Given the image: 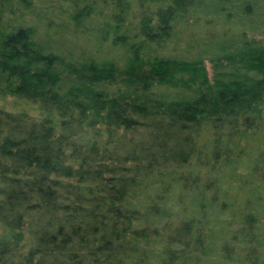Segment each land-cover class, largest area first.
Wrapping results in <instances>:
<instances>
[{
  "label": "trees",
  "instance_id": "trees-1",
  "mask_svg": "<svg viewBox=\"0 0 264 264\" xmlns=\"http://www.w3.org/2000/svg\"><path fill=\"white\" fill-rule=\"evenodd\" d=\"M0 264H264V0H0Z\"/></svg>",
  "mask_w": 264,
  "mask_h": 264
},
{
  "label": "rangeland",
  "instance_id": "rangeland-1",
  "mask_svg": "<svg viewBox=\"0 0 264 264\" xmlns=\"http://www.w3.org/2000/svg\"><path fill=\"white\" fill-rule=\"evenodd\" d=\"M56 41V42H55ZM54 42H55V44H57V45H64L65 47H67V48H71V49H79V48H81V46L82 45H86V47H87V42L86 41H84L83 39H81V38H77V37H65V38H63V39H60V40H55ZM56 45V46H57ZM205 70H206V72H207V75H208V77H210V75H211V66H210V64L209 63H207V62H205ZM8 100H10V98H8ZM247 152H251L252 151V146H249V147H247L246 149H245ZM248 154V153H247ZM246 155V154H245Z\"/></svg>",
  "mask_w": 264,
  "mask_h": 264
}]
</instances>
